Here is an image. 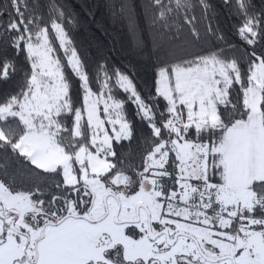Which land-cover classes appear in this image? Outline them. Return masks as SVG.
Wrapping results in <instances>:
<instances>
[{"label":"snow or ice","instance_id":"snow-or-ice-1","mask_svg":"<svg viewBox=\"0 0 264 264\" xmlns=\"http://www.w3.org/2000/svg\"><path fill=\"white\" fill-rule=\"evenodd\" d=\"M105 8L130 50L93 58L62 3L0 0V264H264V0Z\"/></svg>","mask_w":264,"mask_h":264},{"label":"trees","instance_id":"trees-1","mask_svg":"<svg viewBox=\"0 0 264 264\" xmlns=\"http://www.w3.org/2000/svg\"><path fill=\"white\" fill-rule=\"evenodd\" d=\"M56 2L65 5L67 11L78 13L81 21L87 22V28L81 26L78 29L77 39L83 41L85 46L92 45L88 47L91 57L95 58L97 55V48L95 46L97 42L103 44L105 50L113 47L118 52L127 53L130 50V37L126 26L123 23L113 24L110 14L105 8V0H56ZM213 3L217 4L219 10L220 0H213ZM85 6L87 7V11L84 10ZM88 13H91V15ZM220 21L222 26L226 24L223 15L220 16ZM100 26H102L103 30ZM181 40H191L187 31L181 34ZM129 59H132L135 63L139 58L131 56L125 58L124 56L117 55L112 57V63L121 66L122 64H127ZM135 71L137 87L144 90L146 82L151 80L153 69L150 64L140 60ZM128 114L134 121L136 120L131 104L128 105ZM140 127V123L137 122V128ZM136 148L135 141L132 142L131 146L127 142H124V147L119 150L125 154L131 152V162L136 163Z\"/></svg>","mask_w":264,"mask_h":264}]
</instances>
